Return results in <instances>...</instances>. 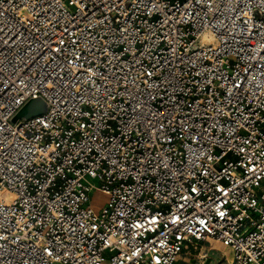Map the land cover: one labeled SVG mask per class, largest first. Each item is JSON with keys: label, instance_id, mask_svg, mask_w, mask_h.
Segmentation results:
<instances>
[{"label": "built area", "instance_id": "1", "mask_svg": "<svg viewBox=\"0 0 264 264\" xmlns=\"http://www.w3.org/2000/svg\"><path fill=\"white\" fill-rule=\"evenodd\" d=\"M208 240L264 264V0H0V264Z\"/></svg>", "mask_w": 264, "mask_h": 264}, {"label": "rangeland", "instance_id": "2", "mask_svg": "<svg viewBox=\"0 0 264 264\" xmlns=\"http://www.w3.org/2000/svg\"><path fill=\"white\" fill-rule=\"evenodd\" d=\"M44 108L40 99L28 101L20 111L23 116L26 112H38ZM108 201V196L99 191H94L89 197V206L98 212ZM203 252L207 253L206 259H202ZM175 264H230V251L219 242L208 240L201 242L194 249H185Z\"/></svg>", "mask_w": 264, "mask_h": 264}, {"label": "water", "instance_id": "3", "mask_svg": "<svg viewBox=\"0 0 264 264\" xmlns=\"http://www.w3.org/2000/svg\"><path fill=\"white\" fill-rule=\"evenodd\" d=\"M43 110V109H42ZM42 110L38 111V112H41ZM38 112H35V113H38ZM35 113H32V112H26L25 117H28L29 115H32V114H35Z\"/></svg>", "mask_w": 264, "mask_h": 264}, {"label": "crops", "instance_id": "4", "mask_svg": "<svg viewBox=\"0 0 264 264\" xmlns=\"http://www.w3.org/2000/svg\"><path fill=\"white\" fill-rule=\"evenodd\" d=\"M178 259H179V258H178ZM177 261H178V260H177ZM177 261H176V262H177Z\"/></svg>", "mask_w": 264, "mask_h": 264}]
</instances>
